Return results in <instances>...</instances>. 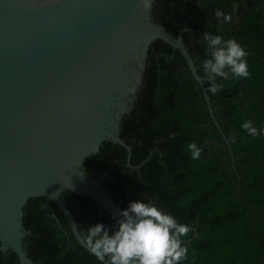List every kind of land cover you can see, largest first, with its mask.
Returning <instances> with one entry per match:
<instances>
[{"label":"trees","instance_id":"trees-1","mask_svg":"<svg viewBox=\"0 0 264 264\" xmlns=\"http://www.w3.org/2000/svg\"><path fill=\"white\" fill-rule=\"evenodd\" d=\"M233 4L239 5L235 12ZM217 10L231 14V22L216 17ZM150 19L172 37L185 30L182 44L199 77H205L202 64L210 58L203 40L207 32L236 40L248 53L249 78L217 77L221 91H205L226 143L181 55L154 40L118 125L129 152L102 142L83 160L84 171L101 179L121 210L140 200L192 228L181 238L188 257L180 264H264V135L253 138L242 129L250 120L264 130V0H154ZM209 86L203 82L204 90ZM192 142L202 149L198 160L191 158ZM64 199L82 234L96 224L114 230V219L84 197L65 192ZM49 207L57 223L41 198L22 207L27 258L33 264H99L74 240L59 210ZM0 264H17V259L0 253Z\"/></svg>","mask_w":264,"mask_h":264},{"label":"water","instance_id":"water-1","mask_svg":"<svg viewBox=\"0 0 264 264\" xmlns=\"http://www.w3.org/2000/svg\"><path fill=\"white\" fill-rule=\"evenodd\" d=\"M150 10L141 0H0V253L14 254L17 264H33L21 244L28 199L41 198L57 223L53 204L88 253L65 192L84 197L115 222L122 218L101 179L86 174L82 163L102 142L129 152L118 125L140 84L152 41L181 55L226 143L209 106L206 80L196 74L182 44L185 30L170 36L151 21Z\"/></svg>","mask_w":264,"mask_h":264},{"label":"clouds","instance_id":"clouds-1","mask_svg":"<svg viewBox=\"0 0 264 264\" xmlns=\"http://www.w3.org/2000/svg\"><path fill=\"white\" fill-rule=\"evenodd\" d=\"M141 2L146 11L151 9V0ZM232 8L235 12L239 5L233 4ZM215 15L226 23L232 20L231 14L220 10ZM203 40L208 42L205 54L210 56L202 64L204 80L210 82L206 92L215 95L221 91L223 86L215 82L217 77L225 80L230 74L236 78L250 77L246 61L248 53L236 40H224L208 32ZM242 129L253 138L264 135V130H258L250 120L242 124ZM171 138L174 139L175 134ZM188 148L191 158L198 160L202 149L195 142ZM118 215L122 218L116 221L114 230L96 224L81 235L84 246L101 264H180L187 259L188 248L181 238L187 236L192 228L178 224L164 210L138 200Z\"/></svg>","mask_w":264,"mask_h":264}]
</instances>
